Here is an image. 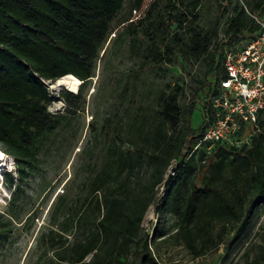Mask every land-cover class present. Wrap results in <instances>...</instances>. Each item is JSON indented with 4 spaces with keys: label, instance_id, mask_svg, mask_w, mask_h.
I'll use <instances>...</instances> for the list:
<instances>
[{
    "label": "trees",
    "instance_id": "1",
    "mask_svg": "<svg viewBox=\"0 0 264 264\" xmlns=\"http://www.w3.org/2000/svg\"><path fill=\"white\" fill-rule=\"evenodd\" d=\"M245 1L252 12L264 11V0ZM126 2L0 0V150L16 162L19 179L47 138L64 124L65 115L48 111L54 97L44 82L69 74L81 80L76 92L59 94L67 111L78 109ZM199 4L168 0L169 11L142 34L153 61L160 59L159 49L172 52V43L194 59L208 57L206 72L216 81L208 91L212 96L226 78L223 51L236 50L239 40L252 36L258 26L237 0H224L218 8L229 14L221 32L218 19L206 30L198 28L193 12ZM155 6L152 1L147 16ZM125 30L134 34L132 21ZM203 108L197 128L181 127L184 111L178 94L162 91L153 116L135 115L128 125L129 144H123L122 134L116 136L121 144L113 140L104 162L80 183L75 223L79 233L68 234L71 212L41 232L39 240L53 252L47 264H163L158 252L168 247H180L194 260L220 244L231 247L250 232L254 212L264 203V110L256 126L239 122L232 140L243 138L245 126L256 128L239 149L220 141L207 152L199 140L213 118L208 101ZM192 110L193 105L187 116ZM173 160L175 168L158 198L157 189ZM151 205L158 225L149 234L142 232L141 223ZM72 209L77 214V206ZM259 240L253 264H264V229Z\"/></svg>",
    "mask_w": 264,
    "mask_h": 264
},
{
    "label": "rangeland",
    "instance_id": "2",
    "mask_svg": "<svg viewBox=\"0 0 264 264\" xmlns=\"http://www.w3.org/2000/svg\"><path fill=\"white\" fill-rule=\"evenodd\" d=\"M152 1L156 2V6L147 16L146 11ZM223 1L200 0L193 12L198 15L195 26L206 30L210 23L218 19L217 30L220 33L229 14L222 13L218 8ZM237 2L248 12L264 19V11L252 12L245 0ZM167 5L168 0H140L134 3L127 0L113 22L114 32L105 45L107 50L99 56L95 76L85 85L78 109L67 111L66 104L59 97L66 88L53 89L51 81L44 82L54 97L48 111L65 115V120L63 126L40 147L32 164L23 170L21 179L16 162L5 154L6 166L0 167V264L50 262L53 252L41 243L40 234L50 225H58L65 220L69 212L73 218L67 224L68 234L79 233L75 223L79 218L81 181L88 179L104 162L113 140L121 144L116 136L122 134L123 144H129L128 125L137 114L145 118L155 114L156 98L160 92L178 94L179 105L184 111L181 127L189 125L197 128L202 123L209 88L216 84L214 75L206 72L208 57L194 59L173 43L172 52L165 53V49H159L158 61L148 56L150 48L142 30L158 16L166 14L169 11ZM131 21L134 34L129 35L125 28ZM180 32L186 38V31ZM252 39L253 36H243L237 49L244 48ZM192 105V113L187 116L186 112ZM255 131V127L245 126L242 139H248ZM175 165V160L171 161L166 170L164 181L157 189L158 198L163 195L165 182L172 175ZM201 176L198 175V180ZM14 188L16 194L13 196ZM73 205L77 206L75 215ZM157 225L158 218L151 205L142 220V232L151 234ZM262 229L264 203L257 206L254 212L252 230L231 247L220 244L215 250L194 260L189 259L187 252L180 247L161 248L159 259L163 264H253L255 246L260 242ZM247 252L248 258H245Z\"/></svg>",
    "mask_w": 264,
    "mask_h": 264
},
{
    "label": "built area",
    "instance_id": "3",
    "mask_svg": "<svg viewBox=\"0 0 264 264\" xmlns=\"http://www.w3.org/2000/svg\"><path fill=\"white\" fill-rule=\"evenodd\" d=\"M243 7L258 28L244 48L223 51L226 78L220 81L217 93L207 100L213 119L199 140L207 152L220 141H228L239 149L245 140H232L239 122L256 126L258 114L264 110V19Z\"/></svg>",
    "mask_w": 264,
    "mask_h": 264
},
{
    "label": "bare ground",
    "instance_id": "4",
    "mask_svg": "<svg viewBox=\"0 0 264 264\" xmlns=\"http://www.w3.org/2000/svg\"><path fill=\"white\" fill-rule=\"evenodd\" d=\"M80 85V80L75 76L69 74L61 77L59 80L51 81V88H66L69 91H76ZM6 155L0 150V167L6 166Z\"/></svg>",
    "mask_w": 264,
    "mask_h": 264
}]
</instances>
